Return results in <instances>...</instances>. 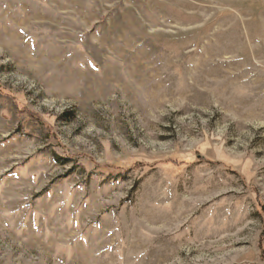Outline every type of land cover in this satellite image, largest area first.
I'll return each mask as SVG.
<instances>
[{
	"label": "rangeland",
	"instance_id": "rangeland-1",
	"mask_svg": "<svg viewBox=\"0 0 264 264\" xmlns=\"http://www.w3.org/2000/svg\"><path fill=\"white\" fill-rule=\"evenodd\" d=\"M0 264H264V0H0Z\"/></svg>",
	"mask_w": 264,
	"mask_h": 264
}]
</instances>
